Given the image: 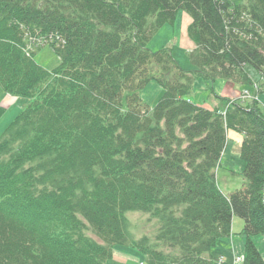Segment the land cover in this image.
Wrapping results in <instances>:
<instances>
[{
	"label": "trees",
	"instance_id": "1",
	"mask_svg": "<svg viewBox=\"0 0 264 264\" xmlns=\"http://www.w3.org/2000/svg\"><path fill=\"white\" fill-rule=\"evenodd\" d=\"M179 12L191 71L147 48ZM46 46L52 70L33 58ZM246 66L264 81V0H0V89L29 101L0 135V264H109L116 245L143 264H214L233 218L243 264H264V112L190 97L197 80L252 87ZM152 81L163 93L148 108L137 92ZM229 130L243 183L224 195ZM129 213L154 230L134 238Z\"/></svg>",
	"mask_w": 264,
	"mask_h": 264
},
{
	"label": "rangeland",
	"instance_id": "2",
	"mask_svg": "<svg viewBox=\"0 0 264 264\" xmlns=\"http://www.w3.org/2000/svg\"><path fill=\"white\" fill-rule=\"evenodd\" d=\"M233 2L240 4L244 3L245 0H233ZM189 24L190 18L184 12H179L175 24L173 26L165 25L160 28L148 43L147 48L151 52H157L162 49H169L171 51L173 59L182 70H194L189 60V52L193 49V44L191 43L187 35V27L189 26ZM33 58L39 66L47 70H52L59 64L58 58L49 46L43 47L36 51ZM245 72L253 81L255 88L254 94L249 93L246 97L238 98L234 95L235 93L233 92V87L235 85H232L231 83L217 80L211 85V83L197 80L192 86L190 95L191 100L196 105L203 106L208 109H214V107L218 106L221 110H224L223 108L225 107V102H222L221 99H229V103L231 104L237 102L242 105H249L252 101H254L264 112V81L261 80L259 73L251 66H246ZM236 90L239 95L241 87L236 88ZM162 93L163 90L161 89V87H159L153 81L149 82L145 87L137 92L141 104L148 108H153L157 104ZM7 96L8 95L4 94L0 89V135L9 125V123L15 118V116H17L18 112L29 103V101L24 98L16 100V103H10ZM125 97L126 93L123 94L121 104L123 108L126 107ZM228 132H233L241 136V134L232 130H229ZM227 144L228 143L226 139V147L220 159L219 166L216 169L217 184L221 191L225 194H227L226 192H228V190H236V187H238L239 189V187H241V184L243 183L241 173L231 174L230 172H228L229 168L235 169L236 165L238 164L239 165L237 167L239 170L240 168H242L243 162L239 158V151L238 154L234 155L233 150L230 146L227 147ZM227 158H229L228 162H226ZM127 218L129 221V232L136 239L140 238L143 235H148L152 232V230H154V223L148 222L147 215L145 214L129 213L127 214ZM236 219L237 223L234 226V231L232 226L233 233L231 234V237L233 240L244 237L241 234L242 227L240 228V224H242L243 226V222L238 218ZM258 239L262 242V244H258V249L264 256V238L258 236ZM219 243L215 246L217 249H220ZM224 251L225 247L222 248V252ZM112 252L113 258L109 262V264H141L144 260V256L141 253H139L135 249L125 246L116 245L113 247ZM224 258L226 261L229 260L227 256ZM236 264H242V262L237 261Z\"/></svg>",
	"mask_w": 264,
	"mask_h": 264
},
{
	"label": "crops",
	"instance_id": "3",
	"mask_svg": "<svg viewBox=\"0 0 264 264\" xmlns=\"http://www.w3.org/2000/svg\"><path fill=\"white\" fill-rule=\"evenodd\" d=\"M238 87L239 86H236V85L233 87L234 88L233 92L235 93L234 94L235 96H237V94H238V92L236 90V88H238ZM241 89H243V88L241 87ZM241 142H242V136L237 135L233 132L227 133V143H228L227 147L228 146L231 147V149L234 152V155L238 154ZM228 161H229V158H227L226 162H228ZM238 165H236L235 169L229 168L228 172H230L231 174H233V173H239L240 174L242 169H243V163H242V168H240L239 170L237 167ZM237 189H238V187H236V190ZM231 191H233V190H228V192H226V193H230ZM236 223H237V219L233 218V222H232L233 231H234V226L236 225ZM241 227H242V224H240V228ZM252 241L256 245L257 249H258V244H262V242L259 241L258 237H253ZM218 243H219L220 249H217L216 247H214V249H212V251H211V255L215 261L219 257H222L225 264H232L234 257L243 256V254H244V237H240L239 239H235V240H233L232 237H230V238H226L224 240H219ZM223 247H225L224 252H222ZM258 251H259V249H258ZM261 255L263 256V254H261ZM226 256L229 258V260H227V261L224 258ZM215 261H214V264H217V263H215Z\"/></svg>",
	"mask_w": 264,
	"mask_h": 264
},
{
	"label": "built area",
	"instance_id": "4",
	"mask_svg": "<svg viewBox=\"0 0 264 264\" xmlns=\"http://www.w3.org/2000/svg\"><path fill=\"white\" fill-rule=\"evenodd\" d=\"M247 95H248V92H244L243 97H246ZM237 261L242 262L243 260L241 261V258H238V259H236V262Z\"/></svg>",
	"mask_w": 264,
	"mask_h": 264
},
{
	"label": "bare ground",
	"instance_id": "5",
	"mask_svg": "<svg viewBox=\"0 0 264 264\" xmlns=\"http://www.w3.org/2000/svg\"><path fill=\"white\" fill-rule=\"evenodd\" d=\"M262 256V255H261ZM263 257V256H262ZM263 259H264V257H263ZM244 261V254H243V256L241 257V261Z\"/></svg>",
	"mask_w": 264,
	"mask_h": 264
}]
</instances>
